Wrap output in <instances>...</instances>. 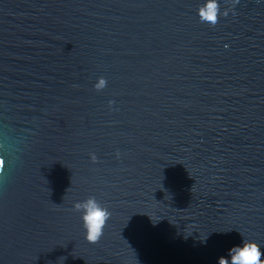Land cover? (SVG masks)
Returning <instances> with one entry per match:
<instances>
[{
	"label": "water",
	"instance_id": "obj_1",
	"mask_svg": "<svg viewBox=\"0 0 264 264\" xmlns=\"http://www.w3.org/2000/svg\"><path fill=\"white\" fill-rule=\"evenodd\" d=\"M200 2L0 0V264L264 252V0Z\"/></svg>",
	"mask_w": 264,
	"mask_h": 264
},
{
	"label": "clouds",
	"instance_id": "obj_2",
	"mask_svg": "<svg viewBox=\"0 0 264 264\" xmlns=\"http://www.w3.org/2000/svg\"><path fill=\"white\" fill-rule=\"evenodd\" d=\"M230 9H220V0H201L197 7V15L203 22L214 25L219 15H227ZM107 85L105 76L96 78L93 88L103 89ZM111 103V101L109 102ZM95 159V154H91ZM73 210L79 213V221L83 230L84 238L94 243L102 236L106 222L111 216L109 208L102 203L96 195L89 194L83 199L72 202ZM205 238L203 242H206ZM248 238L242 241V245L233 244L228 248V255H221L217 264H264V252L255 245H249Z\"/></svg>",
	"mask_w": 264,
	"mask_h": 264
}]
</instances>
